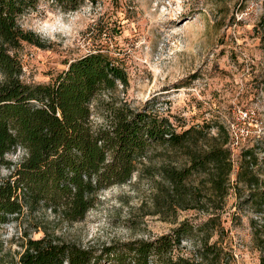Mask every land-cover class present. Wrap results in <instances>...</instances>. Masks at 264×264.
Returning a JSON list of instances; mask_svg holds the SVG:
<instances>
[{
  "label": "rangeland",
  "instance_id": "obj_1",
  "mask_svg": "<svg viewBox=\"0 0 264 264\" xmlns=\"http://www.w3.org/2000/svg\"><path fill=\"white\" fill-rule=\"evenodd\" d=\"M19 23L44 44L23 42L15 50L25 82H49L71 61L96 51L125 68L128 84L93 103L95 125L105 123L104 102L115 100L169 116L178 131L202 129L184 148H150L137 159L132 178L102 190L84 219L68 222L44 213L50 230L83 246H102L154 239L185 223L192 231L180 253L192 256L208 240L224 249L229 264H260L254 230L264 224V214L252 198L264 190V0H85L76 10L39 0ZM241 109L253 116L250 123L240 117ZM220 125L229 131L223 147L230 148L233 162L224 186L216 187L212 165L178 187L166 170L183 169L194 155L222 145ZM235 133L238 146L231 142ZM247 149L259 178L254 186L237 180ZM20 237L17 222L1 226L0 264H18Z\"/></svg>",
  "mask_w": 264,
  "mask_h": 264
},
{
  "label": "trees",
  "instance_id": "obj_2",
  "mask_svg": "<svg viewBox=\"0 0 264 264\" xmlns=\"http://www.w3.org/2000/svg\"><path fill=\"white\" fill-rule=\"evenodd\" d=\"M76 10L85 0H51ZM93 1V0H91ZM39 0H0V228L17 222L23 251L18 264H229L224 249L204 240L192 256L179 245L192 227L183 223L154 239L138 238L102 246H83L50 230L45 214L68 222L85 218L99 193L127 183L137 170V159L155 145L184 148L195 132L178 131L169 116L151 108L134 110L106 100L105 123L93 122V103L105 92L128 84L125 68L108 53H87L46 83L22 79L23 66L15 50L23 42L43 47L41 38L25 30L19 17ZM223 144L196 154L183 169H167L178 187L196 171L216 167L214 183L224 186L233 170L231 150L223 147L229 131L219 126ZM21 150L18 160L10 155ZM251 150L244 152L237 180L258 185ZM6 169L7 173L2 174ZM264 214V190L252 198ZM42 213L41 217L35 215ZM42 231L35 237L32 231ZM264 264V224L254 230ZM1 250V243H0Z\"/></svg>",
  "mask_w": 264,
  "mask_h": 264
},
{
  "label": "built area",
  "instance_id": "obj_3",
  "mask_svg": "<svg viewBox=\"0 0 264 264\" xmlns=\"http://www.w3.org/2000/svg\"><path fill=\"white\" fill-rule=\"evenodd\" d=\"M239 115L244 120V122L250 123V121H252V119H253L252 118L253 116H251L249 110L241 109ZM239 140L240 139L238 138L236 133H235V135L232 134V141L231 142H232L233 146H238L239 142H240Z\"/></svg>",
  "mask_w": 264,
  "mask_h": 264
}]
</instances>
